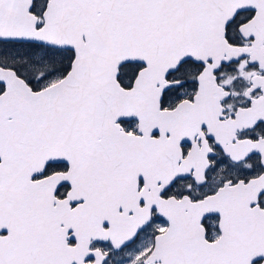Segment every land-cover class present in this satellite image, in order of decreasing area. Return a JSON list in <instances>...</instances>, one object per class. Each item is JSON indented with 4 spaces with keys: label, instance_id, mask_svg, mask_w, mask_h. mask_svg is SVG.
<instances>
[{
    "label": "snow or ice",
    "instance_id": "6c2138e0",
    "mask_svg": "<svg viewBox=\"0 0 264 264\" xmlns=\"http://www.w3.org/2000/svg\"><path fill=\"white\" fill-rule=\"evenodd\" d=\"M0 264H264V0H0Z\"/></svg>",
    "mask_w": 264,
    "mask_h": 264
}]
</instances>
